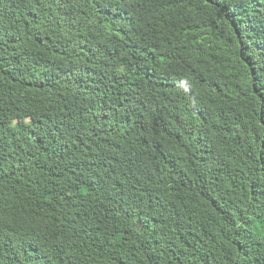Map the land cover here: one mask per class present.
I'll list each match as a JSON object with an SVG mask.
<instances>
[{
  "label": "trees",
  "instance_id": "16d2710c",
  "mask_svg": "<svg viewBox=\"0 0 264 264\" xmlns=\"http://www.w3.org/2000/svg\"><path fill=\"white\" fill-rule=\"evenodd\" d=\"M0 264H264V0H0Z\"/></svg>",
  "mask_w": 264,
  "mask_h": 264
}]
</instances>
